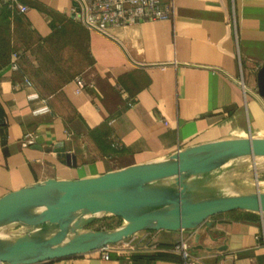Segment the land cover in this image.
<instances>
[{"label":"crops","instance_id":"crops-1","mask_svg":"<svg viewBox=\"0 0 264 264\" xmlns=\"http://www.w3.org/2000/svg\"><path fill=\"white\" fill-rule=\"evenodd\" d=\"M21 1L29 6L23 14L0 0V197L191 145L264 137V0H174L171 18L117 29L113 38L73 17V0ZM27 133L35 144H21ZM58 143L74 165L62 161ZM209 221L138 232L128 238L134 249L114 250L107 260L93 251L35 264H181L171 250L181 238L206 264H264L261 215L236 210Z\"/></svg>","mask_w":264,"mask_h":264},{"label":"water","instance_id":"water-1","mask_svg":"<svg viewBox=\"0 0 264 264\" xmlns=\"http://www.w3.org/2000/svg\"><path fill=\"white\" fill-rule=\"evenodd\" d=\"M258 89L264 97V65ZM4 114L0 107V125ZM56 152L64 163L75 164L63 143ZM261 159L264 137L225 139L97 176L48 178L8 192L0 197V262L35 264L93 252L141 231L211 227V217L236 210L264 218V193L235 192L226 176L246 161ZM103 217L121 223L69 241L78 226Z\"/></svg>","mask_w":264,"mask_h":264},{"label":"built area","instance_id":"built-area-1","mask_svg":"<svg viewBox=\"0 0 264 264\" xmlns=\"http://www.w3.org/2000/svg\"><path fill=\"white\" fill-rule=\"evenodd\" d=\"M11 13L23 14L29 6L21 0H6ZM174 0H73L72 15L81 21L88 29L96 31L109 38L114 37V31L125 29L143 21L166 20L173 16ZM21 53L15 51L12 55L11 67L19 68ZM80 88L87 85L86 80L76 78ZM42 111H47L43 109ZM36 143V137L27 133L21 140L23 146ZM133 239H125L115 244H108L98 250L103 259H110L114 250L124 251L134 249ZM155 248V245L152 246ZM171 250L180 257L181 264H206L195 252L189 239L181 238L171 246ZM0 264H8L0 262Z\"/></svg>","mask_w":264,"mask_h":264},{"label":"rangeland","instance_id":"rangeland-1","mask_svg":"<svg viewBox=\"0 0 264 264\" xmlns=\"http://www.w3.org/2000/svg\"><path fill=\"white\" fill-rule=\"evenodd\" d=\"M231 189L235 192L262 191L264 193V160L246 161L226 173ZM230 189V188H229ZM121 223L117 217H103L78 226L69 241L91 230L114 228Z\"/></svg>","mask_w":264,"mask_h":264}]
</instances>
